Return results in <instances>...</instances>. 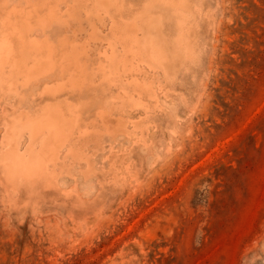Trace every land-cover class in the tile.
Here are the masks:
<instances>
[{"label":"rangeland","instance_id":"1","mask_svg":"<svg viewBox=\"0 0 264 264\" xmlns=\"http://www.w3.org/2000/svg\"><path fill=\"white\" fill-rule=\"evenodd\" d=\"M50 1L0 0V264H264V0H190L183 23L160 26L171 68L134 65L117 82L111 22L121 31L143 1L117 0L114 20L97 0ZM35 43L58 65L74 46L93 82L66 60L25 83Z\"/></svg>","mask_w":264,"mask_h":264},{"label":"bare ground","instance_id":"2","mask_svg":"<svg viewBox=\"0 0 264 264\" xmlns=\"http://www.w3.org/2000/svg\"><path fill=\"white\" fill-rule=\"evenodd\" d=\"M45 0H42V5H44L45 3H43ZM48 1V0H47ZM52 1V0H51ZM50 1V2H51ZM66 1V0H65ZM75 1V0H74ZM87 1V0H86ZM91 1V0H90ZM94 1V0H93ZM98 1V0H97ZM97 1H94V2H92V3H94L95 4V6H97L96 7V10H98V11H100V10H103L106 14H107V16H109L110 17V19H112V20H114L115 19V17L111 14V11H110V9L113 7L114 9L112 10V11H114V10H118V12H113V14L115 13V14H117V13H120V11L122 12L123 10H120V8L121 7H119V6H121V4L117 1V0H113V1H111V0H107V1H105V2H101V3H98ZM123 0H121V2H122ZM132 0H129V3L131 2ZM143 1V4H142V8H141V10H139L138 12H137V14L135 15H132V16H134L133 18H132V16H131V22L130 23H128V25L124 28V29H122L121 31H119L118 29H114L117 25L115 24V25H113L114 24V22H115V20H114V22H111V27L113 26L114 28H111L110 30H111V34L110 35H112V39H110L109 40V45L110 46H108V47H112V48H114V46L116 47V45H121V47H122V50H123V52H122V54H120V56L121 57H117V58H114V55L112 54V57H111V60L109 61V59H107L106 61L108 62V64H110V66H109V71H108V73H110V75H112L111 77L113 78H126L125 77V75H127L126 73L127 72H129L130 73V71L132 70V68H131V66H141V65H143L144 67L146 66V67H150V68H152V70H157V69H162L163 71H168L170 68H171V66L173 65V63L171 62V59H170V57L163 51V49L161 48V44L162 45H166L168 48H170L169 47V45H168V40L166 39V37H165V40L164 41H162L161 39H160V33H161V29H160V26L162 25V28H163V34L165 35V33H164V31H165V25H164V20H165V18H167V16L168 17H170L173 13H175L176 15H179L180 17H181V19L180 20H178V22L179 21H182V23L185 21V19H186V17H189L188 15L190 14V0H142ZM27 2H30V1H27ZM37 2H39V1H37ZM57 2L59 3L60 2V0L58 1L57 0ZM61 2H64V0L63 1H61ZM60 2V3H61ZM77 1H75V3H76ZM79 2V1H78ZM78 2L76 3L77 4V7L79 6L78 5ZM88 3H89V0L87 1ZM86 2V3H87ZM95 2H97V3H95ZM123 2H125V0L123 1ZM133 2V1H132ZM131 2V3H132ZM32 3V2H31ZM31 3H29V4H31ZM34 3V5H36L35 4V2H33ZM32 3V4H33ZM40 3V2H39ZM58 3H57V5H58ZM72 3H74V2H72ZM72 3H70V4H72ZM74 3V4H75ZM82 3H83V1H82ZM91 3V2H90ZM120 5H119V4ZM31 4V5H32ZM74 4L72 5L73 6V8H74ZM97 4V5H96ZM133 4V3H132ZM45 5H47V2H46V4ZM65 5V4H64ZM66 5H69V2H68V4H66ZM91 5V7H95V6H93V4H90ZM134 5V4H133ZM71 6V7H72ZM81 6V5H80ZM86 6V5H85ZM123 6H124V3H123ZM130 6V5H129ZM132 6V5H131ZM135 6V5H134ZM134 6H132V7H134ZM16 7V6H15ZM14 7V8H15ZM37 7V9H38V6H36ZM47 7V6H46ZM58 7H59V5H58ZM57 7V8H58ZM67 7V6H66ZM76 6H75V8H77ZM125 7V6H124ZM123 7V8H124ZM13 8V7H12ZM21 8V10H22V7H20ZM40 8H41V6H40ZM43 8H44V6H43ZM73 8H71L72 10H73ZM74 8V9H75ZM81 8V7H80ZM19 8H17V10H18ZM32 9V8H31ZM70 9V10H71ZM78 10H79V8H77ZM77 9H75V10H77ZM126 9H127V7H126ZM192 9V8H191ZM24 10H25V8H24ZM28 10V9H27ZM52 10V9H51ZM56 10V9H55ZM54 10V11H55ZM64 10V9H63ZM67 10L69 11V9L67 8ZM67 10H66V12H65V10H64V13H67ZM71 10V11H72ZM77 10V11H78ZM85 10V9H84ZM120 10V11H119ZM125 10V9H124ZM131 10V9H130ZM15 11V10H14ZM41 11H43V10H41ZM47 11V10H46ZM54 11H51V12H54ZM71 11H69L70 12V14H68V16L67 17H70L71 16V14L72 13H74L75 11H73L72 13H71ZM90 11H91V9H90ZM98 11L96 12V13H98ZM47 12H49V10L47 11ZM60 12V14L62 15V13H61V11H59ZM86 12H88V10H87V8H86V11H85V13ZM128 12V11H127ZM36 13V12H35ZM43 13V12H42ZM57 13V10H56V12H55V14ZM76 14H77V12H75ZM79 13V12H78ZM88 13H90V12H88ZM92 13V12H91ZM54 14V15H55ZM80 14H82L81 13V11H80ZM98 14H101V17H102V11H101V13H98ZM114 14V15H115ZM193 14V13H192ZM43 15H44V13H43ZM54 15H52V16H54ZM70 15V16H69ZM72 15H74V14H72ZM120 15H122V14H120ZM48 16V18H49V20L47 19V17H46V20H44V19H40L39 20V24H37L36 23V25H38V27H40L39 29H41L42 31L43 30H45V28L47 27V25H48V21L50 22L51 20V18H50V15H47ZM56 16H58V14H56ZM55 16V18H56V21H58L59 20V18H58V20H57V17ZM88 16H90V15H88ZM195 16V15H194ZM61 17V19H65L66 20V17L64 16V17H62V16H60ZM72 17V16H71ZM71 17H70V19H71ZM76 17V16H75ZM75 17H73V18H75ZM87 17V16H86ZM97 17V16H96ZM99 17V16H98ZM100 17V18H101ZM108 17V18H109ZM37 18V17H36ZM35 18V19H36ZM54 18V17H53ZM72 18V19H73ZM78 18H80V17H78ZM99 18V19H100ZM105 18V14H104V16H103V19ZM97 19V18H96ZM123 19V18H122ZM127 19V18H126ZM172 19V18H171ZM53 20V19H52ZM65 20H64V22H65ZM91 20V19H90ZM98 20V19H97ZM119 20V22H122V21H124V20H122V21H120V19H118ZM129 20V19H128ZM189 20V19H188ZM38 20H36V22H37ZM92 21V20H91ZM99 21V20H98ZM101 21V20H100ZM104 21H105V19H104ZM103 20H102V22H104ZM59 23L61 22V20L60 21H58ZM67 22V21H66ZM178 22H177V24H178ZM189 22H190V20H189ZM51 23V22H50ZM100 23V22H99ZM113 23V24H112ZM124 23V22H123ZM123 23H119L120 25L122 24V25H124ZM31 24V26L33 25L32 23H30V22H27L26 23V27H27V29H26V32L24 33V41H22L23 43H25V41H26V38H27V35L28 34H30V33H32L33 32V28H36V27H31V26H29ZM95 25H96V22L94 23ZM118 24V23H117ZM118 24V27L120 26ZM176 24V25H177ZM22 25V24H21ZM98 25V24H97ZM96 25V26H97ZM185 25H189V23L188 24H184V26ZM35 26V25H34ZM125 26V25H124ZM183 26V25H182ZM182 26H181V28H182ZM25 28V27H24ZM97 28H98V26H97ZM97 28H94V26H93V30L94 29H96V31H97ZM186 28H188V26L186 27ZM185 28V29H186ZM118 30V31H117ZM183 30V29H182ZM17 31V30H16ZM168 31V30H167ZM185 31H187V30H184V32ZM14 32H15V30H14ZM14 32H12V33H14ZM38 32H40V31H38ZM37 31H36V33H38ZM45 32V31H44ZM93 32V31H92ZM92 32H91V34H92ZM98 32V31H97ZM96 32V34H98L99 32H100V29H99V32L97 33ZM109 33H110V31H108V36H109ZM187 33V32H186ZM17 34V33H16ZM39 34V33H38ZM91 34H90V36H91ZM94 34V33H93ZM95 34V35H96ZM101 34H103L102 32H100V36H102ZM182 33H180V34H178V37L177 36H175V37H173L174 39H176V38H179L178 40H176L175 41V43H177V42H180V44L183 46V44H184V42H183V38L181 37V36H179V35H181ZM11 35H15V34H11ZM99 35V34H98ZM97 35V36H98ZM105 36V40H107V38H108V36ZM34 36H36V35H34ZM46 36V38L45 39H47V38H49L47 35H45ZM89 36V37H90ZM100 36H99V38H100ZM167 36V35H166ZM173 36V35H172ZM171 36V37H172ZM182 36H183V34H182ZM9 37H10V35H9ZM16 37V36H15ZM33 37V36H32ZM32 37H30V38H32ZM96 37V36H95ZM110 37V36H109ZM35 38V37H34ZM43 38V37H42ZM98 37H96V39H97ZM181 38H182V41H180L181 40ZM13 39V38H12ZM11 39V41H14L15 42V40H12ZM37 39H39V41H42V39L40 40V38H38V37H36V40ZM93 39V38H92ZM16 40H17V38H16ZM19 40V39H18ZM44 40V39H43ZM48 40V39H47ZM89 40V39H88ZM91 41V40H90ZM89 41V43H91ZM170 41V40H169ZM13 42V43H14ZM17 42V41H16ZM27 42V41H26ZM32 42H33V40H32ZM46 42V41H45ZM107 42V41H106ZM39 43V42H38ZM38 43H35V46H36V48H39L40 50H41V52H42V54L41 55H43V61H41V62H38L37 64H36V66H35V68L34 69H36L35 71L37 72L36 74L35 73H33V74H35V76L34 77H32V78H30V79H28L25 83H27V82H30V81H33V80H36V79H40V77H41V75H45V76H47L50 80H55V79H57L58 78V76H59V73H60V71H61V73H65V70H66V68L64 67V65L62 64V63H64L66 60L69 62V64H72V65H76V70L79 72V74H81V75H86V76H89L90 77V80H92V82H93V75H91V74H89V72H86V70H85V68H83L82 66H78V61H79V53H78V51H77V49L74 47V46H72V47H69V48H67L68 50H65L64 52H63V50H62V53L60 52V55L59 56H61V57H63V61L58 65V62L56 61L57 59H58V57L56 56V53L50 48V49H47V48H44V47H46L47 45H48V43H46V46H42V45H44V42H41L40 44H42L41 46H40V44H38ZM50 43H53V41H51ZM174 42H172V44H173ZM107 44H108V42H107ZM15 45V44H14ZM24 45V44H23ZM50 45V44H49ZM56 45V44H55ZM16 46V45H15ZM86 46H88V45H86ZM89 46H91L90 44H89ZM88 46V47H89ZM52 47H55V48H53V49H55V50H58V48L56 47V46H52ZM108 47L106 48V49H108ZM118 47V46H117ZM116 47V48H117ZM184 47V46H183ZM197 46L195 45V48H196ZM15 48H17V47H15ZM61 48V47H60ZM91 48V47H90ZM119 48V47H118ZM63 49V48H62ZM89 50V49H88ZM119 50H120V48H119ZM121 50V51H122ZM105 51V50H104ZM110 51V50H109ZM116 51V50H115ZM58 52V51H57ZM108 52V51H107ZM113 52H114V49H113ZM112 52V53H113ZM184 52H185V54H187L188 53V48L187 47H185L184 48ZM6 53H7V51L5 52V55H6ZM110 53V52H109ZM120 52L118 51V54H119ZM194 53L196 54L197 52L196 51H194ZM193 53V54H194ZM14 54V53H13ZM84 54V53H83ZM83 54H81V55H83ZM192 54V55H193ZM15 55V54H14ZM84 55H86L87 56V54H84ZM103 55V54H102ZM56 56V57H55ZM101 56V55H100ZM185 56V55H184ZM12 57H14L13 55H12ZM60 57V58H61ZM88 57V56H87ZM105 57V56H104ZM2 58V57H1ZM14 58H17V57H14ZM81 58H82V56H81ZM103 57H101V59H102ZM190 58V57H189ZM9 59V58H8ZM44 59H45V61H44ZM62 59V58H61ZM85 59V58H84ZM100 59V60H101ZM106 59V58H105ZM188 59V58H187ZM191 59V58H190ZM3 60V59H2ZM18 60H19V58H18ZM4 61V60H3ZM61 61V60H60ZM59 61V62H60ZM2 62V61H1ZM14 62V61H13ZM16 62V61H15ZM14 62V63H15ZM21 62V61H20ZM81 62H82V60H81ZM101 62V61H100ZM105 63V61H103L102 60V62L101 63ZM13 63V65H15ZM22 63V62H21ZM23 63H24V61H23ZM25 64V63H24ZM34 64V63H33ZM82 64V63H81ZM121 65V66H120ZM0 66H3L2 65V63H1V65ZM19 66V65H18ZM22 66V65H21ZM28 67H30V66H28ZM89 67V66H88ZM92 67V66H91ZM100 66H98V68H99ZM15 68V67H14ZM27 70H28V68H26ZM105 69V68H104ZM140 69V68H139ZM139 69H138V71H139ZM188 69H189V67H188ZM57 70H60V71H58L57 73H56V71ZM99 71L100 70H102V68L101 69H98ZM142 70V69H141ZM140 70V71H141ZM161 70V71H162ZM186 70V69H185ZM134 71V70H133ZM132 71V72H133ZM27 72V71H26ZM91 72V71H90ZM101 73V72H100ZM107 72H105V74H106ZM136 73V72H135ZM165 73V72H164ZM131 74V73H130ZM29 75H31V74H29ZM102 75H104V73L102 74ZM101 75V76H102ZM107 75V74H106ZM129 75V74H128ZM127 75V76H128ZM40 76V77H39ZM95 76H97V75H95ZM137 76H139V75H137ZM166 76H168L167 75V73H166ZM110 77V78H111ZM129 77V76H128ZM131 77H133V76H131ZM140 77V76H139ZM138 77V78H139ZM98 78V77H97ZM111 78V79H112ZM113 78V79H114ZM135 78V77H134ZM144 78V77H143ZM114 79V80H115ZM130 79V78H129ZM99 80H100V77H99ZM106 80V79H105ZM109 79H107V81H108ZM119 79H117V81H118ZM126 80V79H125ZM125 80H123V81H125ZM132 80H133V78H132ZM132 80H129V81H132ZM137 80V79H136ZM136 80H135V82H136ZM141 80V79H140ZM143 80V79H142ZM145 80V79H144ZM166 80V79H165ZM44 81V80H43ZM107 81H105V82H107ZM112 81V80H111ZM116 81V80H115ZM116 81V82H117ZM53 82H55V81H53ZM57 82V81H56ZM128 82V81H127ZM126 82V83H127ZM37 83V82H36ZM94 83H96V82H94ZM104 83V82H103ZM111 83V82H110ZM110 83H108L107 82V84H108V86H109V84ZM145 83H148V82H145ZM106 84V85H107ZM59 85V84H58ZM102 85H104V84H102ZM102 85H100V86H102ZM105 85V86H106ZM113 85V84H112ZM111 85V86H112ZM115 86L114 87H116V84H114ZM120 85V84H119ZM128 85V84H127ZM59 86H61V85H59ZM105 86L103 87V88H105ZM111 86H109V88L111 87ZM117 86H118V83H117ZM113 87V88H114ZM119 87V86H118ZM117 87V88H118ZM130 87H132V86H130ZM47 88H49V87H46V91H49V89H47ZM120 88V87H119ZM54 89V88H53ZM101 89V88H100ZM168 89V88H167ZM102 90V89H101ZM105 89H103L102 90V92L104 91ZM110 90H112V88L110 89ZM53 91V90H52ZM109 91V90H108ZM115 91V90H114ZM118 91V90H117ZM116 91V92H117ZM119 91H120V89H119ZM122 91V90H121ZM101 92V93H102ZM105 92V91H104ZM110 92L111 91H109V93L106 91V93H108L109 94V96H110ZM113 92V91H112ZM148 92V94H149V91H147ZM151 93H153L152 91H150ZM113 93H115V92H113ZM121 93V92H120ZM119 93V94H120ZM122 93H125V92H122ZM157 93V92H156ZM116 94V93H115ZM129 94L130 95H132V94H134L136 97H138L139 99H137L136 97V99L138 100V101H141L140 100V98L142 99V98H144V91H143V86L141 85H139L138 83H136V85L135 86H133L132 88H131V90H130V92H129ZM154 94V93H153ZM105 95V94H104ZM103 95V96H104ZM123 95V94H122ZM119 96V95H118ZM124 96H125V94H124ZM129 95H127L126 94V96L125 97H128ZM145 96H147V93H146V95ZM121 97H123V96H121ZM149 97H151L150 99H152V97H154V96H151V95H149ZM134 98V97H133ZM155 98V97H154ZM129 99V98H128ZM147 99V98H146ZM156 99V98H155ZM131 100V99H130ZM153 100V99H152ZM150 101V100H149ZM144 101H142L141 103H143ZM151 102V101H150ZM150 102L148 103V104H150ZM145 104H143V105H146V103H147V101L146 102H144ZM140 104V103H139ZM147 106V105H146ZM149 106V105H148ZM40 118V117H39ZM47 119V118H46ZM45 121V120H44ZM43 123V122H42ZM137 126V125H136ZM34 137H35V135H34ZM86 137V136H85ZM49 140H51V139H49ZM85 141H87V140H85ZM86 143V142H85ZM45 147H47V146H45ZM45 150H46V148H44ZM45 150H44V152H45ZM29 165V164H28ZM27 165V166H28ZM26 166V167H27ZM31 167V166H30ZM22 168V167H21ZM19 171V170H18ZM20 172V171H19ZM31 172H33V170H32V168H31ZM30 173V172H29ZM31 175V174H30Z\"/></svg>","mask_w":264,"mask_h":264}]
</instances>
